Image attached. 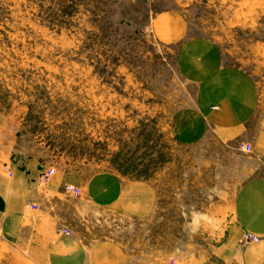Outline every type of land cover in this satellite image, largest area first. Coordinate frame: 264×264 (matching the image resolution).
<instances>
[{
    "label": "rangeland",
    "instance_id": "374dc122",
    "mask_svg": "<svg viewBox=\"0 0 264 264\" xmlns=\"http://www.w3.org/2000/svg\"><path fill=\"white\" fill-rule=\"evenodd\" d=\"M194 37L215 41L223 65L252 78L256 134L264 119V0H0V141L15 161L84 180L110 170L153 183L158 198L150 216L136 219L88 206L58 214V202L76 205L64 187L67 202L48 197L27 209L71 219L86 243L118 242L134 264H235L214 246L233 222L237 190L264 173L263 163L251 141L246 153L212 134L196 144L178 139L196 114L197 88L176 55ZM50 182L38 179L40 190ZM36 248L0 233V264H48L45 248Z\"/></svg>",
    "mask_w": 264,
    "mask_h": 264
},
{
    "label": "crops",
    "instance_id": "0c3cea01",
    "mask_svg": "<svg viewBox=\"0 0 264 264\" xmlns=\"http://www.w3.org/2000/svg\"><path fill=\"white\" fill-rule=\"evenodd\" d=\"M176 57L179 72L197 88L196 114L178 130L180 142L196 144L208 134L224 142L251 141L264 169V119L256 134L249 130L259 104L252 78L242 69L224 66L215 41L204 37L183 40ZM13 156L12 150L0 141V233L6 241L45 248L48 264H134L118 242L86 243L80 233L74 232L71 219L55 218L45 210L35 214L26 204L31 201L43 206L48 197L66 200L63 184L67 183L82 187L84 196H70L76 200L74 206L58 202V214L64 208L78 216L88 206L110 209L133 219L145 218L158 204L153 183L124 180L110 170L95 173L87 180L67 173L54 176L42 192L38 179L44 166L33 159L15 161ZM235 195L233 222L214 246L218 252L215 254L222 262L264 264V173L248 178ZM59 228H68L73 234L58 235ZM246 230L261 241L241 248L238 241Z\"/></svg>",
    "mask_w": 264,
    "mask_h": 264
},
{
    "label": "built area",
    "instance_id": "2783aa9c",
    "mask_svg": "<svg viewBox=\"0 0 264 264\" xmlns=\"http://www.w3.org/2000/svg\"><path fill=\"white\" fill-rule=\"evenodd\" d=\"M242 145V144H241ZM241 149H243L246 153H251L252 152V148L250 145L248 144H244L241 146ZM56 173V170L54 168H47L45 169L42 174L40 175L39 177V180H40V183H48L50 182V180L52 179V177L55 175ZM12 172L11 171H8V175L11 176ZM64 190L66 193L72 195L73 197L74 196H79L82 192H81V189L76 187L75 185H70V184H65L64 186ZM31 207H34V208H37V205L36 204H30ZM62 233H65V234H71V231H68V230H60ZM240 243V246H246L248 244H251V243H258L260 242V239L256 236H254L253 234H251L249 231H245L243 233V235L241 236V239L239 241ZM169 264H174L173 261H171Z\"/></svg>",
    "mask_w": 264,
    "mask_h": 264
},
{
    "label": "bare ground",
    "instance_id": "6f19581e",
    "mask_svg": "<svg viewBox=\"0 0 264 264\" xmlns=\"http://www.w3.org/2000/svg\"><path fill=\"white\" fill-rule=\"evenodd\" d=\"M251 234H253V233H251ZM254 235V234H253ZM254 236H256V235H254ZM257 237V236H256ZM259 238V237H258ZM260 239V241H261V238H259ZM259 243V242H258Z\"/></svg>",
    "mask_w": 264,
    "mask_h": 264
}]
</instances>
